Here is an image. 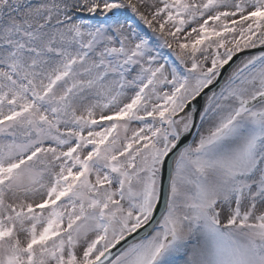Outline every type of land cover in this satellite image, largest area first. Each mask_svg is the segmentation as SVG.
I'll return each instance as SVG.
<instances>
[{"label":"snow or ice","instance_id":"6c2138e0","mask_svg":"<svg viewBox=\"0 0 264 264\" xmlns=\"http://www.w3.org/2000/svg\"><path fill=\"white\" fill-rule=\"evenodd\" d=\"M251 49L264 0H0V264H264Z\"/></svg>","mask_w":264,"mask_h":264},{"label":"water","instance_id":"95a60500","mask_svg":"<svg viewBox=\"0 0 264 264\" xmlns=\"http://www.w3.org/2000/svg\"><path fill=\"white\" fill-rule=\"evenodd\" d=\"M260 50H264V49H251V50H245L244 52L237 54V56L234 57L232 63L234 64V63L238 62L240 59H242V58L245 57V56L256 54V53H257L258 51H260ZM228 70H229V69H228V66H226V68L223 70V71H224V75L227 74V71H228ZM222 78H223V77H221V79H222ZM200 103H201V104L203 103V99H202V98L200 99ZM191 139H192L191 136H189V137L187 138V140H191ZM185 142H187V141H185ZM164 179H165V181L167 180V169L165 170V176H164ZM133 235H135V234H133ZM129 239H130V238H129ZM124 243H125V242L122 241L120 244L116 245V247L112 249V252H113L114 255H115V254H118V252L120 251V249L124 246Z\"/></svg>","mask_w":264,"mask_h":264},{"label":"rangeland","instance_id":"374dc122","mask_svg":"<svg viewBox=\"0 0 264 264\" xmlns=\"http://www.w3.org/2000/svg\"><path fill=\"white\" fill-rule=\"evenodd\" d=\"M145 30H147V29L145 28ZM164 51L166 54H168L170 56V53H168L167 49H165ZM170 58L174 59V57H171V56H170Z\"/></svg>","mask_w":264,"mask_h":264}]
</instances>
